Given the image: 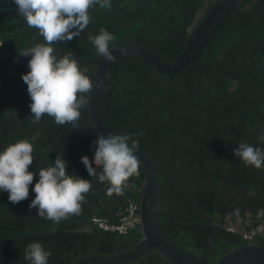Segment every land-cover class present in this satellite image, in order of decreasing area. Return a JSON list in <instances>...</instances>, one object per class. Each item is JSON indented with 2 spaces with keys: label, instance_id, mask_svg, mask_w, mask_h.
Here are the masks:
<instances>
[{
  "label": "trees",
  "instance_id": "obj_1",
  "mask_svg": "<svg viewBox=\"0 0 264 264\" xmlns=\"http://www.w3.org/2000/svg\"><path fill=\"white\" fill-rule=\"evenodd\" d=\"M205 1L209 2L207 6ZM213 1L111 0L110 9L94 5L89 10L90 22L81 35L59 42L58 46L62 51L77 52L81 58L95 56L97 51L88 37L98 35L103 28L115 36L109 47L138 42L169 63L184 46L196 14L200 9L207 10ZM22 21L14 0H0V151L28 139L34 148L32 169L38 167L37 159L53 164L60 154L67 166L81 170L76 165L86 151L87 139L84 140L85 127L79 121L76 128L71 123L58 125L47 115L38 124L32 122L31 99L22 80V74L30 69L26 70L23 63H14L12 57L38 31H29ZM166 25L172 26V34ZM10 64H15L17 74L1 73L8 72ZM84 68L91 78L94 65L81 64V70ZM106 77L101 119L111 131L128 127L123 135L131 141L146 143L156 168L157 194L165 201L156 199L161 230L210 261L233 245L245 243L247 239L239 231L225 230V221L226 216L237 214L228 213L235 203L241 202L244 209L254 213L264 205V166L257 169L245 165L233 152L241 142L264 150L260 135L264 132V0H243L232 8L207 39L196 62L177 73L158 71L132 54L118 52L108 63ZM233 80L235 87L229 91L227 86ZM122 88L126 90L122 92L124 97ZM178 95L184 100L173 103ZM14 103H19L25 112L20 121L6 124L7 112L2 104H10L7 109L12 111ZM80 110L83 114L85 106ZM85 123L86 134L90 135L93 128ZM94 134L97 137L95 131ZM38 179L39 174L35 173L28 198L17 204L9 201L8 192L0 191L2 264H30L24 258V250L33 242L50 251L48 264H57L62 246H69L66 241L77 234L64 231L74 215L56 224L41 219L36 210L29 208ZM253 190L261 195L263 203L247 195ZM262 220L256 217L245 228L250 229ZM217 227L222 230L215 234V240L225 245L220 250H210L198 237H206ZM221 233L225 239L220 237ZM189 239L195 241V248L187 245ZM251 239L264 243V225L262 232L254 233ZM139 261L134 264H168L154 250Z\"/></svg>",
  "mask_w": 264,
  "mask_h": 264
},
{
  "label": "clouds",
  "instance_id": "obj_2",
  "mask_svg": "<svg viewBox=\"0 0 264 264\" xmlns=\"http://www.w3.org/2000/svg\"><path fill=\"white\" fill-rule=\"evenodd\" d=\"M14 3L27 26L36 29L44 41L27 47L20 54L31 57L28 61L30 71L22 74V80L31 99L32 122L38 124L47 115L58 125L71 123L76 128L80 109L88 104L94 81L86 75V68L81 70V64L72 52L58 57L54 45L79 37L90 22L89 10L94 5L110 9L111 0H14ZM88 39L98 56L108 61L112 59L109 42L115 39L113 34L101 28L98 35H89ZM95 86L100 87V84ZM260 135L264 140V132ZM129 141L127 135L105 137L99 134L93 141L94 161L87 155L81 157L89 177H97L100 182L109 184L108 195L122 194L129 178L139 175L140 161L135 154L138 142ZM33 151V144L28 139L9 144L0 151V191L8 192V199L13 204L29 196V186L35 176L29 171L34 160ZM233 152L245 165L257 169L264 166L261 148L241 142ZM98 168L102 171L98 172ZM91 188L90 179L69 175L67 161L58 155L52 165L39 168V179L32 189L35 198L29 208H37L38 217L58 224L62 219L80 214L81 203ZM50 255L39 242L30 243L24 250V258L30 264H48Z\"/></svg>",
  "mask_w": 264,
  "mask_h": 264
},
{
  "label": "water",
  "instance_id": "obj_3",
  "mask_svg": "<svg viewBox=\"0 0 264 264\" xmlns=\"http://www.w3.org/2000/svg\"><path fill=\"white\" fill-rule=\"evenodd\" d=\"M241 2H243V0H214L195 23L179 55L169 63L162 61L151 49L141 43H117L110 46L109 50L112 56L118 52H126L140 58L158 71L177 73L188 65L196 62L207 39L228 12ZM68 53L69 52L63 53L58 51L57 54L67 55ZM72 53L80 64L94 65V70L90 78L94 81V87L88 94V104L86 105L92 125L98 133L105 137L109 134L118 135L105 127L100 117L102 94L106 82L105 79L109 61L98 55L81 58L76 52ZM97 83L100 84V87L95 86ZM135 154L143 170V176L139 184L133 188L137 193L136 201L138 203L139 213L137 227H139L140 231L139 238L127 249L116 252L80 255L69 264H105L133 260L151 250L159 254L168 264H264V243L261 242L247 240L243 244L232 246L214 261H210L199 253L185 248L176 241L170 239L161 230L157 218L156 196L158 183L154 160L149 153L141 147L137 148ZM70 174L80 177V175L75 172Z\"/></svg>",
  "mask_w": 264,
  "mask_h": 264
},
{
  "label": "flooded vegetation",
  "instance_id": "obj_4",
  "mask_svg": "<svg viewBox=\"0 0 264 264\" xmlns=\"http://www.w3.org/2000/svg\"><path fill=\"white\" fill-rule=\"evenodd\" d=\"M208 4H209V2L205 1V6H207ZM205 10L206 9H200L199 10V12L196 14L194 20L190 24V27L194 23L197 22V20L203 15ZM21 24H23V26L26 29L31 31V29L27 26L24 18H23V21ZM189 28L187 29V31L189 30ZM172 29H173L172 26L166 25V30L168 31L169 34L173 33ZM185 33H186V31H185ZM152 39H156V38L154 37ZM42 42H44L43 37H41L39 32H35V33L33 32V34L31 35L30 42L27 43L26 45H24L21 48V50L12 57L14 63H17V64L23 63L26 66L25 67L26 70H29V67H28V61L29 60L24 58L20 54H22L23 51L27 47H30L31 44L42 43ZM54 48H56L57 51H61L63 53L71 52L68 50H66V51L60 50L58 43L56 45H54ZM57 55L62 56V54L61 55L57 54ZM14 65L15 64H10L8 66V69H9L8 72H5V70H2L1 73H3L4 75L10 74L11 72L14 75L17 74V69L14 68ZM86 75L88 76L89 74H86ZM106 79H107V77H106ZM130 82H131V84L133 83V81H130ZM235 84H236V81L233 80L231 84H228L227 90L231 91L235 87ZM104 86H105V84H104ZM120 92H121V97H122L123 96L122 92L126 93L125 88H122V90H120ZM103 96L104 95L102 94V98H103ZM173 100H174L173 103L179 104L182 100H184V98L183 97L180 98V95H178V96H175ZM9 105L10 104H2V108H4V110L7 112V116L4 117V122L6 124L9 123L10 125H13L15 122H18L21 120V118L23 116L22 113L24 114L25 109L24 108L22 109V107L20 106L19 103H14L11 105L12 111L11 110L9 111L7 109V107H10ZM86 108H87V106L85 105V112H83V114H82V110H80L81 116L78 120L80 123V126L85 127V129L83 131L84 135H85L84 140L87 139V143H86L87 148H86L85 153L81 157L87 155L90 161H94L95 145L93 144V141H95L97 138L96 135L94 134V131L97 133V136L100 133H98V131L92 125L91 120H90L89 115H88V110L86 111ZM100 117H101V114H100ZM88 119H89V121H88ZM85 121L87 123L89 122L93 128V129H90V131H91L90 135L86 134V129L88 128L87 127L88 124L86 125ZM101 122L105 126L102 119H101ZM127 128L117 129V130L112 131V132H115L118 135H123V132ZM129 142L131 143V139ZM145 146H146V143H142V142L138 143V147L146 149ZM145 151H147V149ZM147 152L149 153V151H147ZM37 163L39 164L38 167L35 170L32 169L34 167H30V169H32V170H29V171H32L34 173L39 174V168L40 167L52 165L51 163H49V161H45V160H41V159H37ZM76 166H80L81 170L67 166L68 174L71 175L70 173L75 172V173L79 174L80 177L83 179H90L91 183H92V188H91V191L88 194H86L84 201L81 203L80 214L74 215V219L71 222H69L66 225V227L64 228L65 232L66 231H69V232L72 231V232L77 233V234H75L69 242L66 241V243H70L69 246H67V247L62 246L63 253L58 254L57 260H55V262H57V264H69L73 259H75L76 257H78L80 255L91 254V253L116 252V251L127 249L140 236V231H138L139 227L131 228V229L127 230L126 232H119L117 230L104 229V228L99 226V224L95 221V218L100 217V218L106 219L108 221H110V219L112 221H116L120 217L119 215H121L125 211V208L128 204V201L130 199L135 200V201L137 200V193L133 190V188H135L138 185V180L140 178H142V176H143L142 167L141 166L139 167V175H133L132 177L129 178V180L127 182V186L124 188V191L122 194L108 195L107 189L109 187V184L107 182L102 183L98 180L97 177H89V174H88L84 164L81 162V159H80V162ZM93 166H95V165L93 164ZM97 171L100 172V171H102V169L98 168ZM247 195L253 196V197H255L261 201V195L257 194V192L255 190H253V192L247 193ZM157 198L161 199L162 203L165 202L164 199L159 197L158 194L156 196V199ZM235 204L236 205L233 207V209H230L228 211V213L236 212V213L242 214V216L249 214V213H251V214L254 213L253 211H251L249 209H244V206L241 202H238ZM259 208L260 209H258L256 211L258 213V217L264 218V205L260 206ZM32 209L36 210L38 212L37 208H32ZM229 216L230 215H228V217ZM218 230H222V229L217 227V229H214V230H211L210 232H208L206 234V237H204V238L198 237V239H200V242L202 244L204 242L210 250H212L213 248L220 250V248L222 246H224L225 244H222V242L215 240V234L219 233ZM225 230H227V229L225 228ZM220 237L221 238L224 237V239L226 238L223 233H221ZM195 238H197V237H195ZM198 239H196V240H198ZM248 240H252V239L250 238ZM186 242H188L187 245L189 247L195 248L194 247V243H195L194 240L189 239V241H186ZM107 250H111V251H107ZM0 253H2L1 247H0ZM197 253H199V252H197ZM144 255H142V256H144ZM139 258H136L133 260H127V261L129 262V264H134V263H137L139 261ZM138 263H140V261ZM0 264H2V263H0ZM51 264H53V263H51ZM87 264H94V263H87ZM96 264H98V263H96Z\"/></svg>",
  "mask_w": 264,
  "mask_h": 264
},
{
  "label": "built area",
  "instance_id": "obj_5",
  "mask_svg": "<svg viewBox=\"0 0 264 264\" xmlns=\"http://www.w3.org/2000/svg\"><path fill=\"white\" fill-rule=\"evenodd\" d=\"M95 221L99 224L100 227L104 229L117 230L119 232H126L131 228H136L139 222L138 203L137 201L130 199L125 208V211L120 215V217L116 221H108L100 217L95 218ZM262 223H264L263 220ZM227 226L228 225H226V227ZM262 229L263 225L260 223L256 225L255 228L250 229L249 231L243 230L244 233L242 232V235L244 236V238L250 239L247 237L251 235L253 236V234L256 232H262Z\"/></svg>",
  "mask_w": 264,
  "mask_h": 264
},
{
  "label": "rangeland",
  "instance_id": "obj_6",
  "mask_svg": "<svg viewBox=\"0 0 264 264\" xmlns=\"http://www.w3.org/2000/svg\"><path fill=\"white\" fill-rule=\"evenodd\" d=\"M258 217V213L255 212V213H252V214H246L244 216H242V214H236L234 216H226V225H228L226 228L228 229H231V230H238L240 233H244L243 230L245 231H249L250 229H253L255 228L256 226L250 228V229H246L245 226L252 223L254 218ZM229 223V224H228ZM242 223V225H241ZM262 224L264 225V223L261 222H258L256 225L258 224ZM251 236L247 237V238H251Z\"/></svg>",
  "mask_w": 264,
  "mask_h": 264
}]
</instances>
